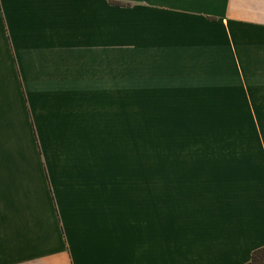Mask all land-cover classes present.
Segmentation results:
<instances>
[{
	"label": "crops",
	"instance_id": "1",
	"mask_svg": "<svg viewBox=\"0 0 264 264\" xmlns=\"http://www.w3.org/2000/svg\"><path fill=\"white\" fill-rule=\"evenodd\" d=\"M263 73L264 0H0V264H247L264 168L135 170L115 103L255 120Z\"/></svg>",
	"mask_w": 264,
	"mask_h": 264
},
{
	"label": "rangeland",
	"instance_id": "2",
	"mask_svg": "<svg viewBox=\"0 0 264 264\" xmlns=\"http://www.w3.org/2000/svg\"><path fill=\"white\" fill-rule=\"evenodd\" d=\"M118 17L121 24L126 14L119 13ZM122 31L123 28L119 27V41L124 38ZM136 89L135 85V95L141 93ZM262 98L264 110V96ZM176 102L175 106L181 109L180 112L168 114L158 113V109L164 110L166 107H158L151 99L136 96L116 99L119 112L125 111V107H133V129H118L117 137L119 144H125L127 139V152L133 156L135 170H150L151 175H156L153 173L159 169L207 166L256 175L258 172L255 171L264 168V114L259 118L256 116L253 121L249 119L250 115L244 113L199 115L189 113L191 108L180 103L181 100ZM201 155H214V161H198ZM182 157L192 161H178ZM5 261L4 264H12L8 258Z\"/></svg>",
	"mask_w": 264,
	"mask_h": 264
},
{
	"label": "trees",
	"instance_id": "3",
	"mask_svg": "<svg viewBox=\"0 0 264 264\" xmlns=\"http://www.w3.org/2000/svg\"><path fill=\"white\" fill-rule=\"evenodd\" d=\"M121 5V3H113ZM247 264H264V247L254 251L251 260Z\"/></svg>",
	"mask_w": 264,
	"mask_h": 264
}]
</instances>
